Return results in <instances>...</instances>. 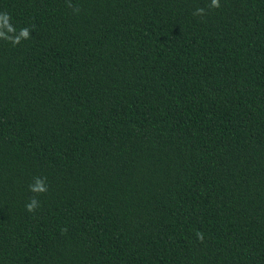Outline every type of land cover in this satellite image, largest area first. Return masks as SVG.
<instances>
[{"label":"trees","instance_id":"obj_1","mask_svg":"<svg viewBox=\"0 0 264 264\" xmlns=\"http://www.w3.org/2000/svg\"><path fill=\"white\" fill-rule=\"evenodd\" d=\"M218 2L0 0V264H264V0Z\"/></svg>","mask_w":264,"mask_h":264},{"label":"clouds","instance_id":"obj_2","mask_svg":"<svg viewBox=\"0 0 264 264\" xmlns=\"http://www.w3.org/2000/svg\"><path fill=\"white\" fill-rule=\"evenodd\" d=\"M69 6L71 7L70 4H69ZM212 7H215V8L219 7L218 0H212ZM74 11L78 12L79 9L76 8V9H74ZM203 12H204L203 9H197V11L194 13V15H201V14H203ZM21 35L23 37H27L28 36V29L21 30ZM29 191H31L33 193H44V192H46L47 191L46 178H35V182L33 184L29 185ZM39 206H40L39 200L35 196H32L29 198L28 203H26L25 210L29 213H32L37 208H39ZM196 235H197V238L199 240L203 239L202 233L197 232Z\"/></svg>","mask_w":264,"mask_h":264}]
</instances>
